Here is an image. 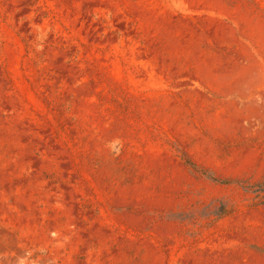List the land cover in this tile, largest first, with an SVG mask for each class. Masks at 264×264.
Segmentation results:
<instances>
[{
  "label": "rangeland",
  "instance_id": "rangeland-1",
  "mask_svg": "<svg viewBox=\"0 0 264 264\" xmlns=\"http://www.w3.org/2000/svg\"><path fill=\"white\" fill-rule=\"evenodd\" d=\"M0 264H264V0H0Z\"/></svg>",
  "mask_w": 264,
  "mask_h": 264
}]
</instances>
